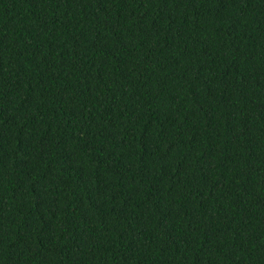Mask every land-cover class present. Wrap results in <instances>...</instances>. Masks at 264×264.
<instances>
[{
  "label": "trees",
  "instance_id": "16d2710c",
  "mask_svg": "<svg viewBox=\"0 0 264 264\" xmlns=\"http://www.w3.org/2000/svg\"><path fill=\"white\" fill-rule=\"evenodd\" d=\"M0 264H264V0H0Z\"/></svg>",
  "mask_w": 264,
  "mask_h": 264
}]
</instances>
